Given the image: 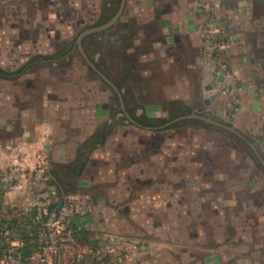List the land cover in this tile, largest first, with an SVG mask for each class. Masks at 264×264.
Returning a JSON list of instances; mask_svg holds the SVG:
<instances>
[{"label": "rangeland", "instance_id": "1", "mask_svg": "<svg viewBox=\"0 0 264 264\" xmlns=\"http://www.w3.org/2000/svg\"><path fill=\"white\" fill-rule=\"evenodd\" d=\"M145 1L127 0L114 25L85 37V51L118 86L136 121H145V108L152 106L159 107L154 111L159 125L192 109L213 114L202 99L200 70L188 74L192 79L188 87L179 79L183 76L177 72L179 65L163 70L156 59L148 56L156 55L152 42L158 34L155 20L140 22L138 15L147 5ZM120 2L0 0V68L9 73L21 70L20 75L29 76L24 86L26 91L32 90L36 105L46 98L50 106L57 108L54 113L69 108V118L60 120L68 127L65 140L82 136L89 126L95 127L91 137L86 138L97 140L91 141L92 176L101 170L114 173L112 180L103 178L106 182L99 187L95 201L99 197L106 200V219L116 220L123 215L116 220L122 229H118V235L150 245L159 254L160 264H216L210 260L213 253L222 258V264H264V166L256 152L227 130L207 128L190 120L157 130L133 123L120 109L117 93L87 64L75 45L82 31L100 25L105 16L118 10ZM178 6L168 2L158 8L172 12ZM147 28L151 29L152 39L146 35L142 40V30ZM128 32L136 35L138 45L134 50H128L133 47ZM173 52L181 54L180 49ZM198 54L187 51L195 63ZM5 57L12 62L7 59L4 66L1 63ZM24 58L26 61L18 66L10 64ZM30 61L32 64L26 65ZM4 79L10 80L5 82V89L1 83ZM11 80L0 76V95L7 91L12 94ZM229 102L227 99L222 106L228 109ZM6 104L10 116H14L10 106L16 100L9 99ZM102 105H107L103 110L109 112V117L100 123L97 107ZM84 109L92 110L90 119ZM13 118L17 121L12 123L18 122L22 115L17 112ZM243 133L251 140L263 137L257 150L264 160V126L255 134L249 135L247 128ZM119 182L123 186H118ZM112 201L117 203L115 207ZM96 233L106 247L115 242L100 230ZM127 247L124 242L118 249L127 252ZM84 249L74 245L65 264L80 258ZM53 254L49 252L48 259Z\"/></svg>", "mask_w": 264, "mask_h": 264}, {"label": "crops", "instance_id": "2", "mask_svg": "<svg viewBox=\"0 0 264 264\" xmlns=\"http://www.w3.org/2000/svg\"><path fill=\"white\" fill-rule=\"evenodd\" d=\"M145 2L147 5L142 7L141 15L138 16L141 18L140 22L156 21L158 37L156 41L152 42V46L156 48V55L148 54V56L157 60V66L167 70L168 66L172 64L179 65L180 71L177 70V72H181L183 75L179 79L180 81L184 80L188 87L192 81L188 74L194 72L195 69L200 70L203 75L201 87L204 96L202 99L215 113L210 114L211 116L222 122L229 118L230 124L242 133L244 128L249 129L251 132L249 135L263 129L264 0H223L222 5L218 8V13L229 23L232 44L227 55L237 79V84L232 92H220L219 94L209 93L205 89L206 85H213L217 90L213 79V65L203 52L205 43L202 23L209 13V8L201 7L198 0H147ZM168 2H176L179 6L172 12L159 10L160 4ZM150 31L149 28L142 30V40H145L147 36L152 39ZM154 31H152L153 34ZM128 38L133 40V47L129 46L128 50H134V46L138 45L136 35H130L128 32ZM179 49L181 54L173 52V50L179 51ZM169 50H172L171 54L168 52ZM187 51L199 53L196 63L190 60ZM145 57L147 58V56ZM7 59L5 57L1 64L4 66L8 64ZM25 61L26 58L17 59V62L10 64L18 66ZM31 64L32 61L26 65ZM28 77L22 74L14 78L11 80L14 82L12 94H8L7 91L0 95L3 97L0 99L2 101L0 113L3 114V117H0V169H4L12 163H18L30 176L39 158L44 157L49 164L48 176L40 188L48 186L55 201H59L61 197L73 199L78 205L79 213L92 230H100L103 232V236L114 239L119 247H123L125 242L128 246V254L124 256L121 264H160L157 259L159 254L150 245L141 243L137 238H124L118 235L122 229L118 227L116 220H121L123 215H118L116 220L106 219V200L99 197L98 201H95V195L100 190L99 187L106 182L103 178L108 181L114 178L112 170H108L107 174L101 170L96 177L92 176L93 142L91 143L92 140H86V138L91 137L95 127L89 126L82 136H73L71 140H65L68 127L67 125L66 127L62 126L60 120L69 118V108L60 114L54 113L57 108L50 106L46 98L39 100L36 105L32 90H25L24 80ZM6 81L10 80L4 79L1 82L3 88L8 84L5 83ZM9 99L16 100V104L10 106L13 110L11 115L14 114V116H10V111H8L9 105L6 104V101ZM227 99L238 107L236 112L231 107L228 108L229 110L227 109L225 106ZM223 102H225L224 106H222ZM99 107H97V119L101 123L107 120L109 112L105 109L106 113L98 114ZM152 107H146L145 110ZM17 112L22 115V119L12 123L11 121H17L13 118ZM79 113L81 114V112ZM83 113L90 119L93 112L91 109H84ZM10 133L13 136H10ZM101 134L98 132L97 136ZM260 139L261 137L258 141ZM57 140H60V144H56ZM259 144L261 143L259 142ZM106 158L104 161L108 162V156ZM119 185L123 186V182H119ZM2 190L3 206L20 205L29 208L35 203L37 189L26 193L18 188L2 186ZM111 203L114 207L117 204L114 201ZM118 229L120 230L118 231ZM77 258H73L72 264H78ZM53 259L54 254L51 261ZM211 259H214L216 264H222V258L215 253L210 255Z\"/></svg>", "mask_w": 264, "mask_h": 264}, {"label": "built area", "instance_id": "3", "mask_svg": "<svg viewBox=\"0 0 264 264\" xmlns=\"http://www.w3.org/2000/svg\"><path fill=\"white\" fill-rule=\"evenodd\" d=\"M198 2L201 7L209 8V13L202 23L205 43L203 52L213 65L214 85L219 92L230 93L235 88L237 79L227 55L232 44L229 23L218 13V8L222 5L223 0H198ZM227 106L233 110L237 109V106L232 102H229ZM48 168V161L44 157H40L29 176L20 164L12 163L4 169H0V188L2 186L18 188L26 193L37 189L35 191L36 200L32 206H37L38 219L46 215L41 234L45 244L42 247L40 260L44 264H53V260L48 259V253L53 252L54 258H57V264H65L68 260V253L74 248V245L76 246L74 242L70 241L68 226L79 209L73 199L61 197L58 209L48 210L47 206L54 201V198H52L48 186L40 188L48 176ZM5 234H9L11 238L3 264H19L14 258V252L22 242L18 239V235L11 234L9 230H6ZM117 246L119 245L115 242L107 246V251L116 257L114 258L115 264L122 262V257L128 254V251H119Z\"/></svg>", "mask_w": 264, "mask_h": 264}, {"label": "trees", "instance_id": "4", "mask_svg": "<svg viewBox=\"0 0 264 264\" xmlns=\"http://www.w3.org/2000/svg\"><path fill=\"white\" fill-rule=\"evenodd\" d=\"M114 14L115 12L111 16H105V22L110 20ZM20 73L21 70L9 73L0 68V76L8 79L17 78ZM191 122L207 128L212 126L197 119L191 120ZM96 141L95 139L92 142ZM1 190L2 187L0 188V264H3L5 261L7 249L10 244L11 236L5 234L6 230H9L11 234L18 235V239L22 242L14 252V258L19 264H44L40 260V254L45 244L41 234L46 215L38 219L37 206H31L29 208L20 205L3 206V190ZM60 203V201L55 200L50 202L47 206L48 210L53 211L58 209ZM68 229L70 230V241L83 247V249L86 248V251L84 249L80 258L77 259L78 264H115L114 256L107 251L105 242L101 241V237H98L96 231L87 225V222L79 212L71 219ZM53 264H57V258L53 259Z\"/></svg>", "mask_w": 264, "mask_h": 264}, {"label": "water", "instance_id": "5", "mask_svg": "<svg viewBox=\"0 0 264 264\" xmlns=\"http://www.w3.org/2000/svg\"><path fill=\"white\" fill-rule=\"evenodd\" d=\"M126 1L127 0H121L120 2V5H119V8L118 10L116 11L115 15L106 23L102 24V25H98V26H94V27H90V28H87L85 29L84 31H82L78 36H77V39H76V44L78 45L79 47V50L81 52V54L83 55L84 59L86 60L87 64L105 81L107 82L111 87L112 89L117 93L118 97H119V100H120V103H121V109L122 111L125 113L126 117L132 121L133 123L139 125V126H142L138 121H136L131 115L130 113L128 112L127 108H126V104H125V101H124V98L122 96V93L120 91V89L118 88V86L106 75L104 74L98 67L97 65L94 63V61H92V59L89 57L88 53L85 51L84 49V46H83V39L90 35V34H93V33H97V32H100V31H103L109 27H111L112 25H114L119 17L122 15L123 11H124V8L126 6ZM205 89L207 91H209V93H220L218 90H216L213 85H206L205 86ZM106 107V106H105ZM101 113H106V111H103V106H100L99 109H98V114H101ZM184 119H197V120H200V121H203L204 123H208V124H212V125H215V126H218V127H221L222 129L224 130H227L233 134H235L236 136H238L241 140L245 141L247 144H249L253 150L256 152L258 158L260 159L262 165L264 166V160L261 158L258 150H257V145L258 143L257 142H252L250 141L246 135H244V133H242L240 130L236 129L234 126H232L230 124V119L227 118L225 119V122H222V121H219V120H216L213 116L211 115H206V114H202V113H199L197 112L196 110H193L191 113L189 114H186V115H181V116H178L177 118H175L174 120H172L171 122H168L166 123L165 125L161 126V127H147V126H143L145 128H148V129H158V128H163V127H166V126H169L170 124L174 123V122H177V121H180V120H184ZM220 264V263H218Z\"/></svg>", "mask_w": 264, "mask_h": 264}, {"label": "flooded vegetation", "instance_id": "6", "mask_svg": "<svg viewBox=\"0 0 264 264\" xmlns=\"http://www.w3.org/2000/svg\"><path fill=\"white\" fill-rule=\"evenodd\" d=\"M116 13V12H115ZM115 15V14H114ZM113 15V16H114ZM112 16V17H113ZM111 17V18H112ZM109 21V20H108ZM108 21H106V22H108ZM105 22V20L100 24V25H102V24H104V23H106ZM98 26V25H97ZM97 33H99V32H97ZM97 33H93V34H90V35H94V34H97ZM90 35H88V36H86V37H89ZM85 39V38H84ZM83 39V40H84ZM83 44H84V42H83ZM77 47H78V45L77 44H75ZM79 48V47H78ZM104 73V72H103ZM105 74V73H104ZM121 104V103H120ZM106 106V107H105ZM106 108L107 109V105H104L103 106V108ZM120 109H121V106H120ZM159 109V107H152V108H149V109H146L145 110V116H146V118H145V121H142V122H139L142 126L141 127H143V126H147V127H161V126H163V125H165L166 123H168V122H171L172 120H174L175 118H177L178 116H181V115H186V114H189V113H191L193 110H196V109H192V110H189V111H185V112H183V114H181V115H178V116H175V117H170V118H168V119H166V120H163L162 121V123L159 125L158 123H160L159 122V120H156L155 119V114H154V111H156V110H158ZM104 111H105V109H104ZM197 111V110H196ZM180 114V113H179ZM203 114V113H202ZM204 114H206V115H210V114H208V113H204ZM186 120H194V119H184V120H180V121H177V122H174V123H172V124H170L169 126H172V125H174V124H176V123H180V122H182V121H186ZM217 120V119H216ZM156 124H158V125H156ZM210 125H212V124H210ZM212 126H215V125H212ZM166 127H168V126H166ZM215 127H217V128H221V127H218V126H215ZM222 129V128H221ZM224 130V129H223ZM239 138V137H238ZM248 138V137H247ZM249 139V138H248ZM250 141H252V142H257L258 143V145H257V147L260 145L259 144V142L260 143H262V141H263V139L261 138L259 141H258V139H253V140H251V139H249ZM243 141V140H242ZM244 143H246L245 141H243ZM247 144V143H246ZM249 147H251L249 144H247ZM252 148V147H251ZM253 149V148H252Z\"/></svg>", "mask_w": 264, "mask_h": 264}]
</instances>
